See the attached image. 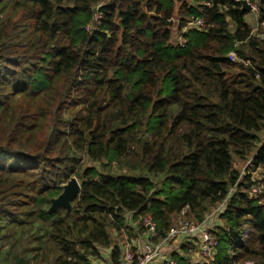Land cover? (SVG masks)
<instances>
[{
  "label": "trees",
  "instance_id": "obj_1",
  "mask_svg": "<svg viewBox=\"0 0 264 264\" xmlns=\"http://www.w3.org/2000/svg\"><path fill=\"white\" fill-rule=\"evenodd\" d=\"M250 3L0 0V264H120L146 218L156 243L221 205L213 259L190 261L191 241L170 257L264 264L249 195L264 188V0ZM70 177V212L49 213Z\"/></svg>",
  "mask_w": 264,
  "mask_h": 264
},
{
  "label": "built area",
  "instance_id": "obj_2",
  "mask_svg": "<svg viewBox=\"0 0 264 264\" xmlns=\"http://www.w3.org/2000/svg\"><path fill=\"white\" fill-rule=\"evenodd\" d=\"M241 1L246 2L251 7V12L257 13L256 7L250 3V0H239V3ZM204 5L208 6V4ZM188 26H193L198 29L204 28L203 21L199 19H190ZM178 40L179 44L184 43L182 39ZM230 57L234 60L235 56L234 54H231ZM249 195L254 198L261 197L258 203L264 207V188L259 186L253 187L250 190ZM221 206H219L216 212ZM216 214H218V212ZM210 221L211 220L208 218V220L200 224L182 222L176 227L171 228L164 239L153 243L152 239L156 237L154 224L150 219L146 218L144 220L146 231L142 234L141 238V241L144 242L143 245L141 248L129 245L128 243L123 245L120 264H176V261H174L170 255L166 254L165 250L169 244L174 243L179 239L183 240V243L184 241L195 243V246H197V251L195 253L196 260L200 263H208L214 257L215 246V240L210 233L212 230ZM243 233V235L246 236L249 233V230L245 229ZM104 259H107L106 255ZM98 264H105V261L101 260Z\"/></svg>",
  "mask_w": 264,
  "mask_h": 264
},
{
  "label": "rangeland",
  "instance_id": "obj_3",
  "mask_svg": "<svg viewBox=\"0 0 264 264\" xmlns=\"http://www.w3.org/2000/svg\"><path fill=\"white\" fill-rule=\"evenodd\" d=\"M105 1H107V0H105ZM235 1H238L239 2V0H235ZM241 2H243V1H241ZM240 2V3H241ZM246 3V2H245ZM180 7H181V5H180V3H176V5H175V10H174V15H173V18H174V21H173V26L171 27V35H172V37H173V40H175L177 37H178V35H179V30H178V23H179V15H180ZM248 13H253V12H251V7H250V12H248ZM247 19H248V22H249V24H251L252 25V23L253 22H255L254 21V19H252L251 18V16H249V17H247ZM244 166H245V164L244 163H241V162H238V161H235V164H234V167L237 169V170H239L241 173L243 172V170H244ZM70 178H74V177H70ZM259 178V174L258 173H256V174H253V179H258ZM78 183L80 184V182L78 181ZM65 185V184H64ZM215 211V210H214ZM216 211L215 212H213L211 215H209L208 217H206V219H210L211 221H212V223L213 224H216V220H217V216H216ZM212 217V218H211ZM216 219V220H215ZM187 219L183 216V215H179V216H177V221H178V224H179V222H182V221H186ZM127 243V242H126ZM133 241L132 240H130V242L128 243L129 245H133ZM143 241H141V240H138L137 239V248H141V246L143 245ZM183 243V240H181V239H179V240H177V241H175L174 243H171V244H169V246L168 247H166V250H165V252H166V254H168V255H170L171 254V252H173L175 249H178V247H179V245H181ZM104 255V254H103ZM184 255V253H182L181 251H180V256H183ZM104 257H105V255H104ZM194 260H196V256H195V254L194 253H192L191 254V256H190V261H192V262H194ZM250 262H245V263H243V264H249Z\"/></svg>",
  "mask_w": 264,
  "mask_h": 264
},
{
  "label": "water",
  "instance_id": "obj_4",
  "mask_svg": "<svg viewBox=\"0 0 264 264\" xmlns=\"http://www.w3.org/2000/svg\"><path fill=\"white\" fill-rule=\"evenodd\" d=\"M242 10L250 12V6L245 3H240ZM80 191V184L75 178H70L69 181L63 186L61 194L50 201L49 213L56 211L58 208H62L69 213L71 210V203L78 197Z\"/></svg>",
  "mask_w": 264,
  "mask_h": 264
},
{
  "label": "crops",
  "instance_id": "obj_5",
  "mask_svg": "<svg viewBox=\"0 0 264 264\" xmlns=\"http://www.w3.org/2000/svg\"><path fill=\"white\" fill-rule=\"evenodd\" d=\"M133 245L137 247V242H134ZM174 251H176L178 253V251L176 249Z\"/></svg>",
  "mask_w": 264,
  "mask_h": 264
}]
</instances>
